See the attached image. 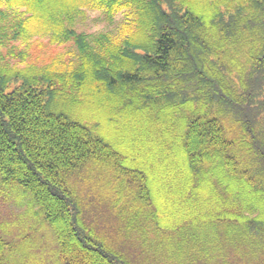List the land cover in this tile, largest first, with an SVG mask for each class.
<instances>
[{
	"label": "trees",
	"instance_id": "1",
	"mask_svg": "<svg viewBox=\"0 0 264 264\" xmlns=\"http://www.w3.org/2000/svg\"><path fill=\"white\" fill-rule=\"evenodd\" d=\"M89 11L122 21L85 33ZM89 164L116 177L127 233L216 222L215 248L264 254V0H0V186L30 197L61 264H131L83 221Z\"/></svg>",
	"mask_w": 264,
	"mask_h": 264
},
{
	"label": "rangeland",
	"instance_id": "2",
	"mask_svg": "<svg viewBox=\"0 0 264 264\" xmlns=\"http://www.w3.org/2000/svg\"><path fill=\"white\" fill-rule=\"evenodd\" d=\"M121 21L122 16L117 15L111 25L103 20L99 12L89 11L81 28L90 34L115 32ZM45 40L47 41L42 39L37 42L45 48L44 59L50 62L58 55H61L62 61L74 58L76 50L70 44L49 46ZM34 58L30 54L28 62L31 63ZM116 185L118 186L116 177L110 175L109 171L100 172L94 164L86 166L80 179L72 180V186L83 200V221L94 227L97 236L123 253L131 264H264V254L259 253L256 258L258 244H255L253 256L242 242H236L235 249L229 251L222 246L215 248L219 243L227 244V231L216 222H208L207 231L183 229L184 232L178 233L179 237L168 230L157 231L154 236L150 229L149 237L147 234L141 237V234L127 233L118 225L116 216L109 210L110 199L115 196L112 188L117 187ZM125 189L129 190L126 187ZM21 193V189L0 186V235L8 242L5 254L9 264H61L55 236L41 225V217L37 215L38 208L29 207L30 197ZM124 195H127L126 192ZM257 213L258 211L255 212ZM169 214L175 217V222L181 223V213ZM185 234L196 236L195 242L192 237L188 244L181 242L180 239ZM170 236L171 240L165 239Z\"/></svg>",
	"mask_w": 264,
	"mask_h": 264
}]
</instances>
